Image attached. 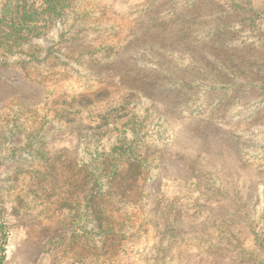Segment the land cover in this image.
Segmentation results:
<instances>
[{"label": "rangeland", "instance_id": "obj_1", "mask_svg": "<svg viewBox=\"0 0 264 264\" xmlns=\"http://www.w3.org/2000/svg\"><path fill=\"white\" fill-rule=\"evenodd\" d=\"M0 264H264V0H0Z\"/></svg>", "mask_w": 264, "mask_h": 264}]
</instances>
